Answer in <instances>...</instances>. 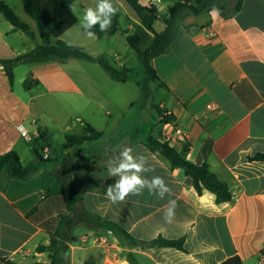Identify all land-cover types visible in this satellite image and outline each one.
I'll list each match as a JSON object with an SVG mask.
<instances>
[{
	"label": "crops",
	"instance_id": "obj_1",
	"mask_svg": "<svg viewBox=\"0 0 264 264\" xmlns=\"http://www.w3.org/2000/svg\"><path fill=\"white\" fill-rule=\"evenodd\" d=\"M0 1L29 26L40 44L39 30L33 31L30 19L19 15V11L25 14L21 1ZM138 1L148 6V0ZM78 2L84 10L96 7L98 0ZM159 3L154 6L161 13ZM173 4L168 0L165 11ZM153 29L159 33L164 25L156 22ZM34 45L0 15L1 59L26 53ZM71 60L27 65L21 86L30 90L33 86H24V80H36L37 66L43 65L53 74V93L82 96L90 89L99 91L87 70L67 69ZM151 65L165 88L157 82L149 85L150 100L140 102L136 119L132 116L122 123L123 107L115 105L116 117L105 112L106 119L91 122L86 119H94L96 111L87 105L84 118L70 129L80 134L89 124L103 133L101 140L75 147L67 155L49 149V159L55 162L41 166L25 181L0 177V264L3 259L49 264V253L35 249L47 246L55 235L59 247L50 252L52 264H221L232 257L242 264H264V162L247 160L264 154V0H241L239 10L227 17L214 9L187 15L167 51ZM127 103L126 108L133 107V101ZM39 114L31 97L25 100L15 93L14 84L10 88L1 67L0 155L14 151L23 165L33 160L31 145L16 131L19 124L30 133H45L55 147L73 134L62 130V140L55 143L52 133L41 127ZM159 114L172 116L173 121L160 122ZM148 135L177 152L186 149V160L194 165L207 164L228 186L231 199L218 203L213 193L203 188L198 193L181 169H170L162 155L145 147ZM39 146L45 147L42 142ZM125 152L140 166L135 174L144 183L123 201L112 203L106 189L114 188L122 175L135 172L115 171ZM65 161L71 164L77 197L70 209L62 185L51 173ZM156 178L162 183H153ZM82 211L121 229L138 244L130 246L111 231L84 224L79 218ZM156 239L182 241V248L151 246Z\"/></svg>",
	"mask_w": 264,
	"mask_h": 264
},
{
	"label": "trees",
	"instance_id": "obj_2",
	"mask_svg": "<svg viewBox=\"0 0 264 264\" xmlns=\"http://www.w3.org/2000/svg\"><path fill=\"white\" fill-rule=\"evenodd\" d=\"M22 8L27 17L38 25L40 44L35 42L34 34L31 32L29 26L21 21L14 11L5 3L0 1V15L12 26L13 30L23 32L27 37L35 43L32 50L14 56L8 59L0 58V65L4 72L10 88L14 84L13 70L19 66H26L32 64H46L55 62L63 64L67 60H85L97 64L109 78L117 83H124L131 80L138 88L139 97L142 101H148L151 97V89L149 85L157 82L161 88L165 86L157 77L151 61L164 54L173 41L178 24L187 15H198L204 11L217 10L223 16H231L237 12L241 5V0H178L168 10L167 15H161L155 6H143L138 0H124V2L135 13L138 22L147 32L152 35L149 46L141 49V41L136 36H125V40L133 53L136 55L141 66L140 76L132 75V70L124 65L117 67L115 64H110L104 58H93L85 53L80 47L70 45L61 40V36L68 30L74 27L77 19L70 11V7L74 0H20ZM160 22L164 25L163 31L157 33L153 29V25ZM96 39L103 37H110L118 32V16L117 14L112 18V22L107 31H101L99 25L91 29ZM82 32L88 35V30L82 27ZM32 81L31 86H37L38 82L31 79H25L23 85L28 87L29 82ZM30 88V86H29ZM160 122L170 123L173 121L172 116H165L159 114ZM153 125L150 126L149 132ZM103 133L97 131L89 124H84L80 134L65 135L64 142L59 146H52L46 140L45 133H39L38 137L32 142L31 150L33 153V160L27 165H23L19 156L14 151H9L0 155V177L8 180L25 181L29 179L39 168L45 164L55 162L54 159H43L42 149L39 143L42 142L50 150L59 155L68 154L71 149L82 146L88 143H93L101 140ZM145 147L151 153H159L168 162L170 169H181L185 176L191 178L194 189L200 193L201 189H205L213 193L218 203L228 202L231 199V192L228 186L221 182L217 176L212 173L207 164L194 165L186 160V149L180 152L175 151L169 147L167 143H161L153 139L150 135L147 136ZM250 162H264V154H256L248 157ZM52 175L62 185V195L66 201L67 209H70L77 203L75 191L71 183V164L68 161L61 163L59 166L51 169ZM30 215V214H29ZM79 218L84 224L93 223L96 229L108 230L115 233L121 239L126 241L128 245L133 246L138 244L136 241L118 228H113L101 221L100 218L90 215L82 211ZM57 235L49 237V244L47 246H37L36 253L48 252L49 264H52V255L50 252H55L59 247L56 240ZM59 237V236H58ZM69 242H74L70 239ZM151 246L164 248H182V241H165L163 239H156L150 242ZM264 249V245H263ZM1 264H18L16 262L3 259ZM41 264V263H31ZM85 264H89L85 262ZM221 264H242L238 257L227 259Z\"/></svg>",
	"mask_w": 264,
	"mask_h": 264
},
{
	"label": "rangeland",
	"instance_id": "obj_3",
	"mask_svg": "<svg viewBox=\"0 0 264 264\" xmlns=\"http://www.w3.org/2000/svg\"><path fill=\"white\" fill-rule=\"evenodd\" d=\"M167 1L168 0H163V2L161 1L158 5V8L162 11L161 15L163 16L167 15V11H165L168 7ZM177 1L178 0H173L174 3ZM111 2L114 7L118 8L116 13L118 16V32L115 35L96 39L94 36L84 34L82 32L83 12L86 8L91 6L84 7L85 9L82 10L77 0L72 9H70L76 17L77 23L61 40L70 42L68 43L70 45L80 47L90 56L104 58L110 64H115L117 67L124 65L132 70V75L140 76L141 66L136 55L128 46L125 36L133 35L138 37L141 41V49H145L151 42L150 33L140 26L135 13L124 0H111ZM22 13L23 12L19 11V15L26 18L27 16ZM29 21L34 25V27H32L33 31L39 29L35 22L32 20ZM51 63L58 65V63L55 62ZM70 63L67 69H85L95 77L99 91L96 90L93 92L90 89L88 93L83 92L82 96L72 95L67 92H51L50 80L53 74L43 66L50 63L37 66L39 70L37 71L35 81L38 82V85L32 87L30 90H25L20 82H22L24 75L27 73V65L19 66L13 70L15 77L14 92L25 100L31 97L33 109H40L39 120L41 127L44 126L52 133L55 143H59L65 133L74 134L75 129L72 131L70 129L71 125H78L80 123L79 120L84 118L82 116H84L89 108L95 109L96 111L94 119H86L91 120V122H100L102 119H106L104 116L105 112H110L113 118L116 117L115 105L123 107V117L120 120L122 123L125 124L132 116L133 119H136V114L139 113L141 109L139 104L142 100L139 97L138 88L133 82L128 81L124 84L114 82L95 63L85 60H71ZM31 84L32 81L29 82L27 86L31 87ZM129 101H133V107L126 108L127 102ZM87 105L88 109L85 111ZM81 109H83V113L80 112ZM62 130L65 133H62ZM24 262H31V259H26Z\"/></svg>",
	"mask_w": 264,
	"mask_h": 264
},
{
	"label": "clouds",
	"instance_id": "obj_4",
	"mask_svg": "<svg viewBox=\"0 0 264 264\" xmlns=\"http://www.w3.org/2000/svg\"><path fill=\"white\" fill-rule=\"evenodd\" d=\"M118 11L117 7L113 6L111 0H98L95 8H86L83 12V27L88 30V35L92 36L94 33L91 31L93 27L99 25L100 30L107 31L110 27L112 18L116 15ZM135 170L131 175L124 174L121 176L119 182L115 187H108L106 189V196L112 202L123 201L129 193L135 192L137 185H143L141 178L136 175V172L140 171V166L132 162V158L127 152L124 153V162L121 163L120 168L116 169V172L123 171L127 173L128 171ZM115 174V173H112ZM153 183L161 184V178H156ZM115 192V195L113 193Z\"/></svg>",
	"mask_w": 264,
	"mask_h": 264
},
{
	"label": "built area",
	"instance_id": "obj_5",
	"mask_svg": "<svg viewBox=\"0 0 264 264\" xmlns=\"http://www.w3.org/2000/svg\"><path fill=\"white\" fill-rule=\"evenodd\" d=\"M160 0H148L147 5L148 6H154L155 4L159 3ZM16 131L19 134L20 138L26 143V144H32V142L38 137V134L36 133H30L23 125L19 124L16 126ZM176 134H180V131L178 129L175 130ZM50 154V150L47 146H45L42 149V157L43 159H48Z\"/></svg>",
	"mask_w": 264,
	"mask_h": 264
},
{
	"label": "water",
	"instance_id": "obj_6",
	"mask_svg": "<svg viewBox=\"0 0 264 264\" xmlns=\"http://www.w3.org/2000/svg\"><path fill=\"white\" fill-rule=\"evenodd\" d=\"M0 68H1V65H0Z\"/></svg>",
	"mask_w": 264,
	"mask_h": 264
}]
</instances>
